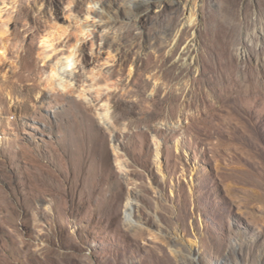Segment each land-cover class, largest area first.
Masks as SVG:
<instances>
[{"label": "rangeland", "instance_id": "rangeland-1", "mask_svg": "<svg viewBox=\"0 0 264 264\" xmlns=\"http://www.w3.org/2000/svg\"><path fill=\"white\" fill-rule=\"evenodd\" d=\"M132 1L0 0V264H264V0Z\"/></svg>", "mask_w": 264, "mask_h": 264}, {"label": "bare ground", "instance_id": "bare-ground-1", "mask_svg": "<svg viewBox=\"0 0 264 264\" xmlns=\"http://www.w3.org/2000/svg\"><path fill=\"white\" fill-rule=\"evenodd\" d=\"M153 2L151 0H133L131 3L132 5L131 7L133 9H131V12L129 15L130 21L127 24H132L133 22L138 21V19L141 18L142 16L146 15V13H148V11H150V9L152 8ZM108 8L103 3L102 5H100V3L91 2L88 4L86 18L83 20L80 17L75 18L76 28L78 31V42L71 47V52L68 56L64 57L63 59L59 60L53 65L52 78L50 79H52L53 84L56 88L61 87L64 89H68V87L71 86V83L74 79V71L76 70L79 62L81 61L80 57L82 56L83 51H84V44H86L84 41L92 40L94 38L95 29L98 28V26L102 27L105 30V32H109V31L115 32L113 33L114 36L107 34V36H105V39H104L106 43L110 45L111 47L114 41H122L124 39V36L119 35L118 33H116V31H114L117 27V24H116L117 21L116 20L114 21L112 19L110 9ZM93 18L96 21L97 20L99 21L95 25H90L89 22ZM190 20L191 22H193L194 20L193 15H191ZM117 48L120 49V47H117ZM0 55L4 56L5 53H2L0 51ZM44 59L46 62H49V60L51 59V56L46 53L44 56ZM132 70H133V67H132ZM97 77H99L98 73L94 75V79H96ZM105 117L108 122H111L112 118H111L110 111H108L105 114ZM133 210H134L133 199L131 198L129 199L127 203V216H128V222L134 225L135 221L133 217Z\"/></svg>", "mask_w": 264, "mask_h": 264}]
</instances>
